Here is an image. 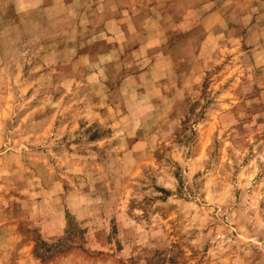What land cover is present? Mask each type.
<instances>
[{"label": "rangeland", "instance_id": "1", "mask_svg": "<svg viewBox=\"0 0 264 264\" xmlns=\"http://www.w3.org/2000/svg\"><path fill=\"white\" fill-rule=\"evenodd\" d=\"M0 264H264V0H0Z\"/></svg>", "mask_w": 264, "mask_h": 264}]
</instances>
